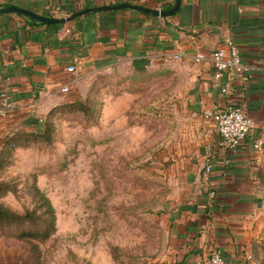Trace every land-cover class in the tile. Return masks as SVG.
Returning <instances> with one entry per match:
<instances>
[{
	"label": "crops",
	"instance_id": "0c3cea01",
	"mask_svg": "<svg viewBox=\"0 0 264 264\" xmlns=\"http://www.w3.org/2000/svg\"><path fill=\"white\" fill-rule=\"evenodd\" d=\"M174 2L0 0V10L14 6L65 18L121 4L165 11ZM39 23L0 11V96L11 103L0 118V150L11 133L38 129L47 112L66 100L61 88L81 78L146 72L165 79L177 127L171 148L174 189L161 216L171 245L161 264H193L213 252L229 264H264V0H181L167 17L123 8L90 12L54 28ZM228 42L237 48L243 71L217 76L208 56ZM177 50V60L165 61ZM199 53L206 59L197 61ZM231 106L254 125L224 150L203 112ZM206 162L213 164L209 183L203 180Z\"/></svg>",
	"mask_w": 264,
	"mask_h": 264
},
{
	"label": "rangeland",
	"instance_id": "374dc122",
	"mask_svg": "<svg viewBox=\"0 0 264 264\" xmlns=\"http://www.w3.org/2000/svg\"><path fill=\"white\" fill-rule=\"evenodd\" d=\"M145 73L81 78L64 102H83L86 115L56 107L48 140L45 120L5 141L0 209L31 216L0 223V264L162 263L177 125L167 81ZM50 220L46 239L19 237Z\"/></svg>",
	"mask_w": 264,
	"mask_h": 264
},
{
	"label": "built area",
	"instance_id": "2783aa9c",
	"mask_svg": "<svg viewBox=\"0 0 264 264\" xmlns=\"http://www.w3.org/2000/svg\"><path fill=\"white\" fill-rule=\"evenodd\" d=\"M181 56L180 50L175 51L169 57L165 59L168 60H177ZM196 60L201 61L206 59L205 55L197 54ZM210 62L212 63L216 75L220 76L226 71H231L239 75L243 71L241 64V58L237 51V48L231 44L227 43L226 46H221L216 50L209 53L208 56ZM68 72H73V66H69L66 69ZM68 90L67 86L61 88L62 92ZM228 91L227 87L221 89V93H226ZM11 103L8 100V97L5 94L0 96V118H3L9 112ZM203 117L216 128V131L219 136L218 144L224 150L234 148L240 140L245 138L247 134L253 128V121L248 117L241 109L236 107H227L222 110H206L203 112ZM256 148H259L260 143L257 142L254 145ZM213 164L206 162L203 166V180L205 183H209L210 176L212 174ZM208 197L210 199L214 198V192L209 191ZM249 258V257H248ZM193 264H229L224 260V258L218 253L213 252L204 260H197ZM233 264H245L243 261H238Z\"/></svg>",
	"mask_w": 264,
	"mask_h": 264
},
{
	"label": "trees",
	"instance_id": "16d2710c",
	"mask_svg": "<svg viewBox=\"0 0 264 264\" xmlns=\"http://www.w3.org/2000/svg\"><path fill=\"white\" fill-rule=\"evenodd\" d=\"M104 14L105 15H113L114 12H106ZM135 21H137V20H135ZM39 24L40 25H44L42 23H39ZM44 26L45 27H52V28H54V27H59L60 25L59 24H56V25L46 24ZM56 107H62L63 109H66V111H68V112H82L85 115L87 114V109L85 108L84 103L83 102H79L77 100H72V101L60 103V104L54 106L53 108H51L47 113L50 114L53 111V109L54 110L56 109ZM45 120H46V122H45ZM44 122H45L44 125L47 128L45 130V133L43 132V135L45 136V138L42 137V139L46 141V140L49 139V137L46 134V132H49V127H50V123H49L48 118H47L46 115H45L44 119L40 121V123H41L40 126H42ZM23 132H27V131H17V132H13L14 134L11 133L10 135H14L13 138H15L16 136L22 134ZM10 135L8 136V138L6 140L9 139ZM4 144H5V142H4ZM29 216H31V215L30 214H25L24 216H19L17 214L10 213V212H8L6 210L0 209V223L1 222H18V221H21V220H26L27 219L26 217H29ZM45 226L48 229L45 228L44 230H35V231L28 230V231H22L19 234V237L26 236V237H30V238H33V239L44 240V239H46L47 237L50 236V234H51V232L53 230L52 221L50 220L49 222H47L45 224Z\"/></svg>",
	"mask_w": 264,
	"mask_h": 264
},
{
	"label": "water",
	"instance_id": "95a60500",
	"mask_svg": "<svg viewBox=\"0 0 264 264\" xmlns=\"http://www.w3.org/2000/svg\"><path fill=\"white\" fill-rule=\"evenodd\" d=\"M180 1L181 0H175L174 5L165 11H153V10H149L140 6H136V5H130V4H121V5H112V6H98V7H92V8H87L84 10H81L71 16L65 17V18H48V17H44L38 14H35L29 10H25V9H21V8H16L14 6H10L8 8H5L3 10H0L2 12H17L23 15H27L41 23L44 24H58V23H66L72 19H74L75 17L90 13V12H99V11H104V10H119V9H123V8H130L136 11H139L141 13L144 14H149V15H154V16H159V17H167L172 15L174 12H176L180 6Z\"/></svg>",
	"mask_w": 264,
	"mask_h": 264
}]
</instances>
